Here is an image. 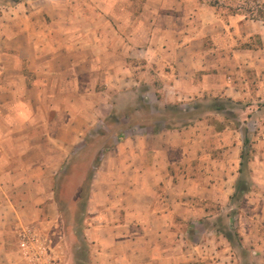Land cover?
<instances>
[{
    "label": "crops",
    "instance_id": "1",
    "mask_svg": "<svg viewBox=\"0 0 264 264\" xmlns=\"http://www.w3.org/2000/svg\"><path fill=\"white\" fill-rule=\"evenodd\" d=\"M236 1L0 0V264H28L24 229L60 247L59 264H234L211 206L238 179L240 127L161 121L200 97L243 106L245 207L223 221L264 264V19ZM92 136L109 145L66 229L57 174Z\"/></svg>",
    "mask_w": 264,
    "mask_h": 264
},
{
    "label": "rangeland",
    "instance_id": "2",
    "mask_svg": "<svg viewBox=\"0 0 264 264\" xmlns=\"http://www.w3.org/2000/svg\"><path fill=\"white\" fill-rule=\"evenodd\" d=\"M222 1H228L231 5H230V10L232 11L233 7L237 4H240V2H237L236 0H222ZM244 3H241V10L240 12L248 17L251 15H260V17H262L264 19V3H262L260 5V7L256 6L255 2L252 0H243ZM255 4V5H254ZM223 99V98H221ZM213 98L207 100L205 97L203 98H199L198 101H196V103L198 104L197 107V113L192 114L193 116H185L182 118H178V119H172V121L167 120L166 124H169L170 126H176V127H182L184 125H187L188 123H192L191 121L194 118H197L199 116H202L206 113H210L213 114V118H214V129L219 128L220 124H222V122L224 123H228L229 127L232 129L233 128H238L241 129V136H243V131L242 129L244 128V126L241 124V118L244 117L245 113L242 112L243 106L239 105L238 103L231 101V102H223L224 104V110L222 111H214V110H207V106L213 102ZM195 104V103H194ZM193 105V104H192ZM191 105V106H192ZM185 108V112L184 113H189V111H191V109H189L188 107H184ZM215 114H218V116H215ZM228 121H225V120ZM220 120V121H219ZM223 120V121H221ZM223 123V124H224ZM248 134V131H246ZM249 138V135H248ZM250 144L248 146V148L250 150H252L251 148V140L249 138ZM86 144L88 146V148L92 149V152L88 155V160L87 162H81L78 163L76 165H73L72 167H70V169L68 168L67 173L64 174L61 173V170L58 172V175L60 174V177H62V180L59 184V192H60V197H61V207L62 212H61V216L62 219L64 221V225H66V229L68 228H72L73 226L77 225V222L75 221V214H74V198L75 195L77 193V191L79 190L80 187V182L84 176V173L86 172V166L90 163L91 158L96 154L93 155V151L97 148H99L100 146H108L109 145V140H103L100 141L98 137L93 138L92 137H87L86 138ZM85 153H81V152H77L74 153L73 156H77V157H83ZM251 154V151H250ZM97 155L99 156V154L97 153ZM97 156V157H98ZM75 158V157H74ZM70 166V165H69ZM249 169L246 167L242 170V172L238 175L241 178H243L244 180H246V182H248L249 180ZM66 175V176H65ZM235 182V180H234ZM228 187V186H227ZM225 187L223 186V191H224ZM244 201H242V198L240 197L239 199L233 197L231 199H229L228 204L225 205H220L219 203H217L214 206H211V208L214 210V214H216L212 220L213 222H215V228L218 229L221 232H228L231 236V245L232 247H230V256L232 258V260H234V264H250V258H251V254L249 252V250H247L246 248H241L240 246H238L239 243V236L238 233H236L235 229H236V219L233 216L231 219V225L230 227L226 228L225 224H224V218L223 214H226L227 212H231V214L233 215L235 212L238 211H243L244 210ZM229 208V210L227 209ZM66 235V234H65ZM64 234H61V237L57 238L56 241L59 242H65L66 246L69 244L70 246H74L75 244V240L73 239H68ZM46 243V242H45ZM47 244V243H46ZM48 246V245H47ZM52 251L55 253L53 254L54 257L62 259V257H64V252L63 254H61L60 252V247H49L48 249L49 251L52 253ZM54 248V249H53ZM70 249V248H67Z\"/></svg>",
    "mask_w": 264,
    "mask_h": 264
},
{
    "label": "trees",
    "instance_id": "3",
    "mask_svg": "<svg viewBox=\"0 0 264 264\" xmlns=\"http://www.w3.org/2000/svg\"><path fill=\"white\" fill-rule=\"evenodd\" d=\"M213 99H214L213 102L207 106V108H206L207 110L222 111L225 109L223 102L224 103L225 102H231V100L229 98H223V99L213 98ZM141 106L144 107L143 104H141ZM190 107H192V110L186 114V113H184L186 111L185 108H180L177 104H166V105H164V107L162 108V111L160 113V116L162 118L161 121L164 122V126L171 127L169 124H166L167 120L172 121L171 118L178 119V118H182L185 116H192L193 113L194 114L197 113L198 104L196 102H195V104H193ZM242 131H243L242 146H241V150H240V154H239V167H238V173L239 174L246 167L247 161L250 157V151H251L248 148L250 141H249L246 129L243 128ZM97 156L98 155L95 154L91 158L90 163L86 166L87 170L84 173V176L80 182L79 190L77 191L75 198H74V214H75V218H77V219H79L78 215H80L84 209L85 199L88 195V189H89L90 180L92 179L93 170L99 163V159ZM87 160H88L87 154L83 157H77V156L72 155V157H70V159L67 161V163H65V165L62 167L61 173H63V171H64V174H65V173H67L66 170H68V168L70 169V167H72L73 165H76V164L81 163V162L85 163V162H87ZM62 180H64V179H62V177H60V174H59L57 177L56 185H55V197H56V201H57V205H58V210L61 212H62L63 208L61 207V197H60V192H59V184ZM247 189H248V185H247L246 180H244L243 178L238 176V179L233 184V191H232V194L230 195V199L233 197L239 199L241 197V195ZM222 234L228 241L231 240V236L228 232H222Z\"/></svg>",
    "mask_w": 264,
    "mask_h": 264
},
{
    "label": "built area",
    "instance_id": "4",
    "mask_svg": "<svg viewBox=\"0 0 264 264\" xmlns=\"http://www.w3.org/2000/svg\"><path fill=\"white\" fill-rule=\"evenodd\" d=\"M19 237V247L22 249V255L27 258L28 264H59L37 232L24 229Z\"/></svg>",
    "mask_w": 264,
    "mask_h": 264
}]
</instances>
